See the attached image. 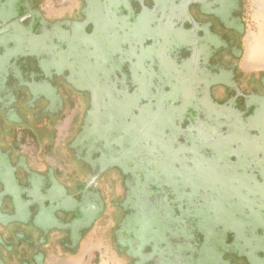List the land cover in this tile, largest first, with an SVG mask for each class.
<instances>
[{"label":"flooded vegetation","instance_id":"obj_1","mask_svg":"<svg viewBox=\"0 0 264 264\" xmlns=\"http://www.w3.org/2000/svg\"><path fill=\"white\" fill-rule=\"evenodd\" d=\"M244 15L245 0H0V264L77 255L97 231L127 264L198 261L194 218L213 212L199 171L264 184V71L243 69ZM79 48L104 68L73 70ZM181 74L199 80L195 120ZM247 190L257 202L237 218L264 225Z\"/></svg>","mask_w":264,"mask_h":264},{"label":"rangeland","instance_id":"obj_2","mask_svg":"<svg viewBox=\"0 0 264 264\" xmlns=\"http://www.w3.org/2000/svg\"><path fill=\"white\" fill-rule=\"evenodd\" d=\"M47 11L50 13L53 12L51 8L47 9ZM244 17L246 22V30L243 69L249 72L264 71V0H245ZM105 25L109 26L110 23ZM167 31L168 30H166V32ZM169 32L171 33L172 31ZM179 37L181 40L183 39V37ZM171 45L174 44L171 43ZM83 49L79 48L75 51V53L78 55L79 61L72 67V69L79 71L78 73H80L82 77L90 78L92 73L103 69L104 66L100 64H89L90 62L87 60V57H92L94 54H89L87 52L85 53V50ZM252 51L257 53V58L262 60V64H260L261 61L257 62L255 61L257 59L251 58ZM98 53H102L101 49H98ZM189 64H187V66H189ZM164 69L166 68L163 67L162 71H164ZM180 77L182 85V87L179 89L180 95L187 97V100H184V104L182 105L183 107L181 106V112L188 119L195 120L198 115L196 114L197 111H195L197 104L194 102L195 99L193 98V93L196 91L199 80L196 76L183 79L184 76L181 74ZM104 94L106 93L101 90L100 95ZM196 110H198V108ZM227 115L228 117L225 116V113H222L221 119L232 122L237 119L236 115L241 117L243 113L240 112L238 114L237 112L232 113L229 111ZM256 115L252 121V125H257L256 122H258L260 119V116L256 117ZM102 120H105L103 116ZM186 127L187 125H185V128L180 130L181 135L187 136L189 129H186ZM238 135H240V132L235 134V136ZM236 146H238L237 148H240V144ZM254 147V144H251V147H249L252 150L248 152L252 157H250L247 162L250 161L248 162L250 168H252L253 165L255 167L253 169H257L259 166H255V164L259 161L254 158ZM246 163L245 165L241 163V166L247 167ZM210 169L207 171L200 170L196 179L190 183L196 186H204L206 184L213 188L211 195H209L207 204V209H210L213 212L211 214H206L205 211L202 213L198 212L196 214L197 218H194L197 230L204 234L202 235V239H204L207 247L199 256L198 261H193L191 264H240V260H242L244 256H246L253 264H264V238L261 237L262 235L259 236L257 233H255V229L257 227H262L263 229L264 225H260L259 221L255 220L258 219L255 218L256 216L248 217V215L252 214L247 213V210L251 207V205H253L255 201L257 202V200H254L257 197L256 190H258V193L264 197V184L256 189L251 183L252 180L246 176L237 178V176L231 171L218 173ZM255 185H259V183L255 182ZM248 188L249 190H247ZM246 190L249 192L256 191L252 194L254 195L253 200L252 198L248 197L250 194L245 195ZM162 191L165 193L168 192L165 188H163V190L161 189V192ZM258 203H260V201ZM243 211H245V213L248 215L245 216V219L241 218L238 220L237 217H239V215L241 217L243 216ZM206 216H208V218L204 219ZM253 218H255L254 224H250ZM230 231H233L234 235H232L233 232H231V234ZM93 242V249H95L91 251L93 256L90 255V257L87 258L85 264H127L113 251L107 236H96ZM90 248H92V246H90ZM244 248L250 249V254H246L244 252Z\"/></svg>","mask_w":264,"mask_h":264},{"label":"crops","instance_id":"obj_3","mask_svg":"<svg viewBox=\"0 0 264 264\" xmlns=\"http://www.w3.org/2000/svg\"><path fill=\"white\" fill-rule=\"evenodd\" d=\"M257 53L253 52L251 53V58L252 59H257L255 61L260 62V64H262V60H259V58H257L258 55H256ZM99 232H92L90 234V236L81 243L80 245V249L77 253V255H67L65 253H62L59 250L56 249H51L50 251H48V262L47 264H85L87 258L91 256H93V254L91 253V251L95 250L93 249V245H94V240L96 238V236H99ZM90 246H92V248H90ZM25 252V256H30L31 255V251H28V253H26L25 249L20 250L19 254H24ZM21 256V255H20ZM18 257V256H17ZM96 257V255H95ZM16 258V256H15Z\"/></svg>","mask_w":264,"mask_h":264},{"label":"trees","instance_id":"obj_4","mask_svg":"<svg viewBox=\"0 0 264 264\" xmlns=\"http://www.w3.org/2000/svg\"><path fill=\"white\" fill-rule=\"evenodd\" d=\"M166 24H167V22H165V25H166ZM172 46H173V47H171V48H174V45H172ZM185 117H186V116H185ZM192 120H193V119H192ZM158 195H159V194H153V197H154V198H157Z\"/></svg>","mask_w":264,"mask_h":264}]
</instances>
